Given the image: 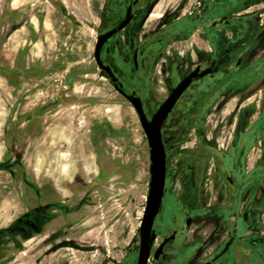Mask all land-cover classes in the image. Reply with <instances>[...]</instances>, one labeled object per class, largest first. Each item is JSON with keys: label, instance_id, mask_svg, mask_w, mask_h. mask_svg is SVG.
I'll return each instance as SVG.
<instances>
[{"label": "rangeland", "instance_id": "obj_1", "mask_svg": "<svg viewBox=\"0 0 264 264\" xmlns=\"http://www.w3.org/2000/svg\"><path fill=\"white\" fill-rule=\"evenodd\" d=\"M126 4L0 0V231L27 215L0 238V264H136L150 147L94 58ZM224 15L240 20L212 28ZM102 58L149 118L197 66L216 64L163 127L171 195L179 179L203 180L202 193L176 202L194 219V242L203 229L192 263L236 229L241 239L215 264H264V0H156Z\"/></svg>", "mask_w": 264, "mask_h": 264}, {"label": "flooded vegetation", "instance_id": "obj_2", "mask_svg": "<svg viewBox=\"0 0 264 264\" xmlns=\"http://www.w3.org/2000/svg\"><path fill=\"white\" fill-rule=\"evenodd\" d=\"M154 1H156V0H127V4L125 5V8H124V13L120 17V19L117 22H114L113 24H111L110 26H107L100 35L106 33L107 31H109L112 28L118 26V24H120L121 22L126 20L128 12L130 10L131 20H130L129 24L122 31H120L119 33L129 29L132 26V24L134 23V21H135L138 9L139 8L140 9L141 8L145 9V6H149L150 4L152 5L154 3ZM218 1L221 2L222 0H218ZM205 2L206 1H204L203 4H205ZM252 2L255 3L256 0H252ZM202 7H203V5H202ZM235 18H238L236 20H240L237 15L236 16L235 15H224L220 19L212 21L211 22V27L212 28H218V27H223V26H229V24L233 20H235ZM118 34H116V35H118ZM114 37H112L110 40H112ZM110 40L104 45V47L102 49V53H103L104 48L106 46L108 47V44H109ZM105 53L107 55L110 54L109 48L105 49ZM140 53H141V48H137L135 50L134 58H133V62H134V65H135L136 69L139 68L138 58H139ZM102 60H103L105 65H108V66H110L112 68V66L105 59L102 58ZM241 64H242V58H239L236 66L239 68L241 66ZM215 65L216 64L213 63L211 65H207L206 67L197 66V68L198 67L201 68V71H203V70H205L207 68H211L212 69V74H210V75H208V76H206L204 78H196L194 84L181 97V99L179 100L177 106L175 107L174 111L171 113V115L169 116V119L165 122L163 127H165V125L170 121V119L172 118L173 113L177 110V108L179 107L181 101L191 91V89L194 86L198 85L200 82L204 81L206 78L214 76V67H215ZM115 75H116V73H115ZM119 83H121L123 85V83L120 80H119ZM123 90L125 92H128V93L136 92L133 89H129V88L125 87L124 85H123ZM163 139H164V135H163ZM164 143H165V140H164ZM165 146H166L167 157H168V149H167L166 143H165ZM222 171H223V175L226 176V179H227V182L229 184L230 189L234 190L235 189V182H234V180H232L230 178L229 173L227 172V169L225 168V166H224ZM177 181L179 182V184H178L179 187L176 188L175 190L177 192H180V194L176 193V194L171 195L172 194L171 192H173L172 191V185H171L172 179L168 178V167H167L166 193H165V196L163 198L162 209H161L159 215L157 216V218L155 220V223H154V226H153V231H154V234H155V240H154V244L152 246V250H151V254H150L149 260H148V264H206V263H209V262H212L211 264H215L216 262H218L220 259H222L225 255H227L229 253V251L233 247L234 243L237 240L241 239V237L238 236L237 230L233 229L232 231L229 232L227 242L224 243L222 249L217 251V253H215L210 259L206 257L205 259H202V260H200L198 262L192 263L193 248H194L193 246H194V244L195 243L198 244V247L195 249V251L199 252V254H197V256L200 255L201 250H202V246H203V243H202V241H203V229L200 228V232L195 237V242H194L192 240V238H193L192 229H193V225H194V219H193V217L191 215L186 216L184 214L185 213L184 212L185 209H183L181 207V205L178 206L176 204V202H177V200H180L185 195V193L188 190H189L188 193H190V192L191 193L192 192L196 193L198 191V187L197 186L200 185V187H201L203 185V180L200 181V184H196V183H193V182L192 183H186L185 182L186 180H184V179H179ZM201 193H202V187H201ZM202 209H203V206L200 207V210H202ZM180 213H181L182 217L179 218L178 215ZM191 213H192V211H191ZM163 216L164 217L167 216V217L170 218L169 223H167V221H165L164 219H163L164 221H161ZM189 220H191V222L188 224ZM26 222L29 225V227L31 229H33L34 226H33V223L31 222V220L28 219ZM232 236H235V239H234L233 244L231 245L229 251L225 255L220 257L219 259H216V256L224 249L225 245L230 241ZM198 241L200 243H198ZM139 251H140V247H139L138 253H137L136 264H137L138 258H139Z\"/></svg>", "mask_w": 264, "mask_h": 264}, {"label": "water", "instance_id": "obj_3", "mask_svg": "<svg viewBox=\"0 0 264 264\" xmlns=\"http://www.w3.org/2000/svg\"><path fill=\"white\" fill-rule=\"evenodd\" d=\"M130 20L131 16L129 10L126 20L99 36L95 47L94 58L98 68L110 79L115 90L135 109L149 143L151 161L150 182L146 210L140 228V251L137 262V264H148L155 240L153 226L162 209L163 198L166 193L167 151L163 139V126L169 119L171 113L174 111L181 97L194 84L196 78H204L212 74V69L207 68L201 71V68L198 67L192 71L173 89L167 100L149 118L145 112L142 98L136 92H125L123 90V85L119 83V80L112 68L105 65L102 60V49L104 45L112 37L122 31L129 24ZM190 222L191 220L188 221V224ZM234 239L235 236H232L230 241L225 245L224 249L216 256V259H219L229 251ZM211 263L212 262L206 264Z\"/></svg>", "mask_w": 264, "mask_h": 264}, {"label": "trees", "instance_id": "obj_4", "mask_svg": "<svg viewBox=\"0 0 264 264\" xmlns=\"http://www.w3.org/2000/svg\"><path fill=\"white\" fill-rule=\"evenodd\" d=\"M105 74V73H104ZM106 76V74H105ZM18 164H20V161H18ZM0 171H9V169L6 167L5 163L0 164ZM11 173V172H10ZM27 218V215H24L22 217H20L17 221H15L9 228L1 230L0 231V238L2 237L3 234L7 233V234H11L16 232L15 227L17 226L18 223H21L22 221H24Z\"/></svg>", "mask_w": 264, "mask_h": 264}]
</instances>
